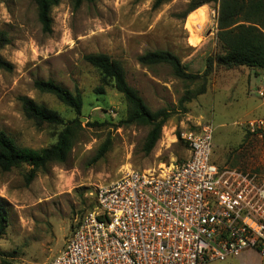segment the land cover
Masks as SVG:
<instances>
[{"label":"rangeland","instance_id":"obj_1","mask_svg":"<svg viewBox=\"0 0 264 264\" xmlns=\"http://www.w3.org/2000/svg\"><path fill=\"white\" fill-rule=\"evenodd\" d=\"M197 1L169 0L155 6V0H60L52 10L53 30L47 33L34 0H0V34L6 32L10 39L0 53L12 64L11 70L0 68V129L21 146L41 149L56 142L62 126H36L24 114L23 96L55 109L66 120L76 118L54 95L35 88L37 79L79 90L84 100L82 127L65 162L38 170L30 183L25 176L30 166L0 168V197L9 211L0 238V264H48L65 247L76 220L90 209V190L130 169L180 163L188 156L182 132L200 122L213 124L216 164L264 175V138L245 141L246 129L238 124L264 117V97L257 92L264 85L263 73L248 77L247 68L215 66L207 91L197 94L202 79L183 80L167 64L147 66L138 60L146 51L165 49L177 54L188 71L202 74L207 57L218 48V5L205 3L192 11L205 12L204 19L198 15L202 23L197 40L187 25L192 12L186 15ZM99 52L123 65L128 82L150 110L169 112L151 152L144 149L150 126L122 123L128 110L123 95L84 59ZM99 87L104 92H98ZM105 142L109 148L99 156ZM207 264H264V259L249 249Z\"/></svg>","mask_w":264,"mask_h":264},{"label":"built area","instance_id":"obj_2","mask_svg":"<svg viewBox=\"0 0 264 264\" xmlns=\"http://www.w3.org/2000/svg\"><path fill=\"white\" fill-rule=\"evenodd\" d=\"M238 124L264 138V117ZM182 138L180 163L130 169L90 190L93 206L48 264H207L249 249L264 259V175L215 163L212 122Z\"/></svg>","mask_w":264,"mask_h":264},{"label":"trees","instance_id":"obj_3","mask_svg":"<svg viewBox=\"0 0 264 264\" xmlns=\"http://www.w3.org/2000/svg\"><path fill=\"white\" fill-rule=\"evenodd\" d=\"M34 1L43 31L52 32V10L60 3V0ZM81 1L83 0H77V2ZM167 1L169 0H155V6ZM212 2L218 5V48L214 55L207 57L206 68L202 74L188 71L177 54L165 49L146 51L139 55V62L147 66L167 64L174 75L183 80L202 79V84L196 91L197 94H204L207 91L209 75L215 66L224 67L227 70L248 67L264 72V0H200L188 7L186 15L201 5ZM9 42L7 33L2 32L0 49ZM84 59L101 72L104 82H110L123 95L128 110L127 117L122 120V123L150 126L144 149L147 153L151 152L161 138L163 126L170 116L169 112L164 109L150 110L139 91L128 82L123 65L110 54L88 53ZM0 68L12 69V64L5 60L1 53ZM34 86L41 92L54 95L60 102L75 111L77 116L72 120H66L55 109L37 103L30 97H21L25 116L32 119L36 126L41 127L44 124L62 126L56 142L41 149L21 146L5 130L0 129V168L9 171L23 165L30 166L25 175L28 183L33 180L38 170L44 169L48 164L62 163L67 160L73 149L78 128L82 127L79 116L84 104L83 95L79 90L73 92L53 79H37ZM98 92H104V88L99 87ZM188 100L189 98L185 99V101ZM250 136L255 135L246 132L245 141ZM108 148L109 143L105 142L99 150V156H103ZM8 219L9 211L0 197V238L6 232Z\"/></svg>","mask_w":264,"mask_h":264},{"label":"bare ground","instance_id":"obj_4","mask_svg":"<svg viewBox=\"0 0 264 264\" xmlns=\"http://www.w3.org/2000/svg\"><path fill=\"white\" fill-rule=\"evenodd\" d=\"M198 15H200L201 19H204L205 18L204 10L198 9V10L192 12L188 18L187 25L192 28V30L194 32V37L197 40H200V37L198 35V27H199V24L202 22L198 21Z\"/></svg>","mask_w":264,"mask_h":264},{"label":"crops","instance_id":"obj_5","mask_svg":"<svg viewBox=\"0 0 264 264\" xmlns=\"http://www.w3.org/2000/svg\"><path fill=\"white\" fill-rule=\"evenodd\" d=\"M243 68H247L246 70V75L248 77H251V75L254 73L255 75H260V74H264L263 71L259 70V69H252V68H248V67H243ZM264 86V85H263ZM261 86V87H263ZM261 87L258 88L257 92L260 94V90H261ZM261 95V94H260ZM262 97H264V95H261ZM188 151V150H187ZM188 154H189V151H188ZM62 250V249H61ZM60 250V252H61Z\"/></svg>","mask_w":264,"mask_h":264}]
</instances>
